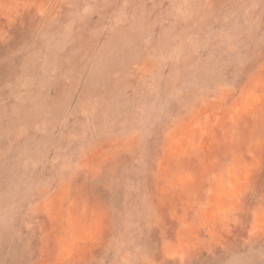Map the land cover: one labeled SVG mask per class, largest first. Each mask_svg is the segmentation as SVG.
<instances>
[{"label":"rangeland","instance_id":"1","mask_svg":"<svg viewBox=\"0 0 264 264\" xmlns=\"http://www.w3.org/2000/svg\"><path fill=\"white\" fill-rule=\"evenodd\" d=\"M0 264H264V0H0Z\"/></svg>","mask_w":264,"mask_h":264}]
</instances>
